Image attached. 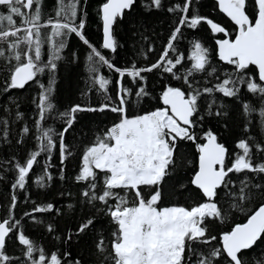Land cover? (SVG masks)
<instances>
[{"label": "snow or ice", "instance_id": "snow-or-ice-1", "mask_svg": "<svg viewBox=\"0 0 264 264\" xmlns=\"http://www.w3.org/2000/svg\"><path fill=\"white\" fill-rule=\"evenodd\" d=\"M197 2L171 0L165 5V0H141L146 11L163 9L173 14L175 26L155 62L147 66L132 63L118 67L103 50L117 51L119 44L113 27L118 18H124L126 10H133L137 0H106L99 6L103 22L99 48L84 33L86 21L81 0H57L54 14L46 19L42 12L43 0H0V61L8 73L3 91L24 89L33 82L40 90L38 99L33 101L37 108L34 126L38 150L30 152L22 162L9 161L16 173L13 189L26 188L42 153L46 156L43 174L36 176L35 182L44 187L46 180L53 179L48 172L52 167V151H59L61 165L72 154L64 136L75 123L77 113L118 114V120L86 146L75 177L85 185L82 196L87 205L100 213L84 220L75 234L88 231L96 234L94 245L100 254L99 264H264V253L252 259L249 251L264 244V183L257 181L253 185L245 175L240 179L239 188L233 191L235 182L230 176L254 173L264 179V159H256L257 153L264 157V139L254 142L252 137L241 138L235 144L236 150L230 153L213 130L198 132L205 119L202 109L209 116L227 115L219 110L213 113V105L217 104L214 94L237 98L241 88L253 96L241 105L246 117L245 131L252 119H258L264 128V0H218L220 11L236 26L234 39L220 23L200 15L195 10ZM190 10H193L191 15ZM202 24H207L212 33L228 37L216 41L219 60L234 69L223 77L211 66L210 51L201 42L192 44L189 57L176 47L184 31L195 30ZM73 34L88 48L91 87L100 91L103 99L98 106L75 104L61 112L56 110L54 102L55 73L57 62L63 59L61 53ZM186 59L191 61L190 65L185 64ZM180 66L185 68L183 73ZM101 67L117 74L116 79L99 74ZM154 70L170 74L174 80L181 81L180 86L164 88L159 97L162 107L130 116L133 99L139 104L151 95L141 82L146 83L145 74ZM46 73L47 85L38 79ZM197 74H203L199 80ZM204 77H215L217 82L205 81ZM109 85H113L114 95L110 94ZM206 96L213 99L202 102ZM219 107L225 105L221 103ZM54 112L65 125L58 132L44 126ZM16 119H23V113L17 112ZM22 131L26 136L31 129L24 126ZM7 135L8 120L0 118V136ZM181 142L196 146L198 166L188 184L177 181L173 185L172 195H183V191L193 186L201 198L191 204L164 206L165 189L182 167ZM224 190L235 197L227 208L219 200ZM256 196L261 198L260 202L249 212L248 205ZM11 201L7 215L0 219V264H21V259L7 250V245L15 241L24 246L22 252L29 264H81L70 252L46 253L40 248L21 229V221L13 216L17 197L12 196ZM53 208L51 203L36 205L24 215L35 219L34 213L49 212ZM232 209L246 213V222L224 231L220 246L216 247L212 242L217 236L212 234L211 225L226 221ZM103 218L107 219L106 224L96 227V220ZM48 231L53 232L54 226L48 225ZM71 238L69 234L68 239Z\"/></svg>", "mask_w": 264, "mask_h": 264}, {"label": "trees", "instance_id": "trees-1", "mask_svg": "<svg viewBox=\"0 0 264 264\" xmlns=\"http://www.w3.org/2000/svg\"><path fill=\"white\" fill-rule=\"evenodd\" d=\"M106 0H81V7L85 10L83 18L86 21L84 29L85 35L91 43L99 48L103 40V24L99 14V6ZM171 0H165V5ZM57 0H43L42 12L44 19L48 15L54 14V6ZM195 10L200 15L212 19L214 22L220 23L226 28L229 37L233 38L236 33L231 21L227 19L218 9L215 0H198ZM249 12L251 8L249 7ZM2 11V9H0ZM193 10H190V15ZM176 17L168 13L166 10L146 11L141 6V0H137L131 12L126 11L123 19L117 20L113 27L114 36L118 40L119 47L115 53L110 50H103L106 56H109L113 63L118 67L129 66L135 63L137 66H147L155 62L162 49L165 47L167 39L173 29ZM42 31H48L43 29ZM226 38L222 33H212L207 24H202L195 30L184 31L176 47L178 51L189 57L192 51V44L196 41L204 44L210 51L211 66L216 67L218 74L223 77L226 72L234 71L231 66L220 61L217 54L218 39ZM50 50V46L46 45ZM88 48L74 34L68 38L67 47L62 51L63 59L58 61L56 70V84L54 92V102L56 110L66 111L75 104H91L98 106L102 102L103 96L100 91L91 87L90 73L88 71L89 62L87 61ZM191 61H185L186 65H190ZM184 66H180L183 73ZM253 71L255 69L253 68ZM101 75H107L113 81L117 74L112 73L105 67L100 68ZM7 71L3 70V62L0 61V118L8 120L7 137L0 136V219H3L9 210L12 196L17 197L16 208L13 210V216L21 221V229L46 253L59 251L60 253L70 252L71 257L79 258L81 264H99V253L96 252L94 241L96 234L92 231L76 235L80 224L88 217L96 215L100 216L94 208L87 205L82 191L85 188L83 182H77L75 177L79 172L82 164V152L86 146L90 145L94 137L100 134L104 129L109 127L114 121L118 120V114L110 111L104 112H81L76 114V121L64 136L65 144L69 146L71 155L60 164V153L57 149H53L51 165L48 172L52 174L53 179L45 182L44 187H39L35 180L36 176L43 174V164L46 160L45 154L38 157L40 163L34 166L32 173L24 190L13 189L12 184L15 183V170L13 164L9 161H23L32 151L38 150V142L36 140L37 129L34 126L37 119V108L34 100L38 99L39 88L36 83L26 85L24 89H12L4 92V81L7 78ZM148 79L141 82L144 87L151 93L145 97L142 102L137 104L135 98L132 101V108L129 115H139L148 111L162 107V101L159 99L162 91L168 85L180 86L181 81L174 80L170 74L162 73L154 70L152 73H146ZM203 74H197L199 80ZM47 85L48 75L38 78ZM127 80V78H125ZM205 81L211 83L217 82L215 77H204ZM211 83L208 86H211ZM91 89V90H90ZM88 93L87 96L84 93ZM110 94L114 95L113 85H109ZM214 97L217 104L213 105V113L217 110L227 112V115L217 116L215 114L209 116L202 109L201 114L205 116L202 122L203 129H211L218 135L219 142L225 144L229 152H233L235 144L239 139L253 138L254 142H260L264 139V128H262L258 119H252V123L245 131L246 117L242 110V103L253 99L252 94L241 88L239 97L227 98L220 93H215ZM212 96L202 98V102H210ZM224 104V108H220V104ZM23 113V119L17 120L16 113ZM28 126L31 131L26 136L23 135V127ZM45 127H52L57 132L61 131L65 126L64 121L53 116L50 117ZM23 142L21 143V137ZM55 139V136H54ZM180 155L182 167L179 175L169 181L165 191L166 196L162 201L164 206L173 203L182 205L191 204L198 197L197 190L193 186H189L188 191H183V195H172L173 185L177 181H183L188 184L190 177L198 166V150L192 142H181ZM256 159H264L261 154H256ZM247 175L254 185L259 181L264 183L261 175L254 173H241L237 175L230 174L234 183V188H239L240 179ZM100 191V188H97ZM235 199L234 196L224 190L220 192V203L227 208ZM260 197L256 196L248 205V211L251 212L260 202ZM51 203L54 208L52 211L44 213H34L35 219L25 216L24 213L31 212L36 206H46ZM58 210V211H57ZM21 219H20V218ZM247 215L244 212L232 209L228 213V218L224 222H213L211 232L217 236V240L212 244L216 247L220 246V237L224 231L230 230L235 224L246 221ZM107 219H97L96 227L106 224ZM54 226V231H48V225ZM71 234L72 238L68 239ZM107 236V232L104 233ZM58 237V238H57ZM24 246L18 244V241L7 245V250L15 257L21 259V264H29L27 258L23 255ZM207 248V246H202ZM252 259L257 257L258 253H264V244H261L254 250H249Z\"/></svg>", "mask_w": 264, "mask_h": 264}, {"label": "flooded vegetation", "instance_id": "flooded-vegetation-1", "mask_svg": "<svg viewBox=\"0 0 264 264\" xmlns=\"http://www.w3.org/2000/svg\"><path fill=\"white\" fill-rule=\"evenodd\" d=\"M216 1V0H215ZM216 3H217V5H218V2L216 1ZM218 9H219V7H218ZM219 11H220V9H219ZM227 19H229L230 20V18L229 17H227L222 11H220ZM231 21V20H230ZM231 23H232V25H233V27H235V29H236V26L234 25V22H232L231 21ZM235 35H236V33H235ZM233 38H235V36L233 37Z\"/></svg>", "mask_w": 264, "mask_h": 264}, {"label": "water", "instance_id": "water-1", "mask_svg": "<svg viewBox=\"0 0 264 264\" xmlns=\"http://www.w3.org/2000/svg\"><path fill=\"white\" fill-rule=\"evenodd\" d=\"M217 2H218V0H216ZM106 2V1H105ZM127 11V10H126ZM225 14V13H224ZM226 15V14H225ZM227 16V15H226ZM102 24H103V22H102ZM244 222H246V221H244ZM244 222H241V223H244Z\"/></svg>", "mask_w": 264, "mask_h": 264}, {"label": "bare ground", "instance_id": "bare-ground-1", "mask_svg": "<svg viewBox=\"0 0 264 264\" xmlns=\"http://www.w3.org/2000/svg\"><path fill=\"white\" fill-rule=\"evenodd\" d=\"M95 45V44H94ZM20 218V217H19ZM21 219V218H20ZM235 226V225H234Z\"/></svg>", "mask_w": 264, "mask_h": 264}]
</instances>
